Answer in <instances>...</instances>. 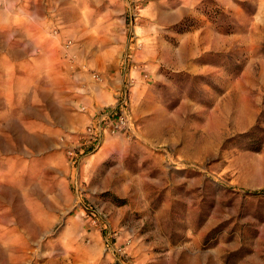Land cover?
I'll use <instances>...</instances> for the list:
<instances>
[{
    "label": "rangeland",
    "instance_id": "obj_1",
    "mask_svg": "<svg viewBox=\"0 0 264 264\" xmlns=\"http://www.w3.org/2000/svg\"><path fill=\"white\" fill-rule=\"evenodd\" d=\"M42 1L66 65L103 84L82 34L106 51L117 13L94 21L102 3ZM127 1L118 100L131 128L87 151L82 132L60 137V180L30 197L25 227L45 232L25 249L29 264H264V132L252 129L260 118L264 130V0H201L179 26ZM70 14L76 36L64 31Z\"/></svg>",
    "mask_w": 264,
    "mask_h": 264
},
{
    "label": "crops",
    "instance_id": "obj_2",
    "mask_svg": "<svg viewBox=\"0 0 264 264\" xmlns=\"http://www.w3.org/2000/svg\"><path fill=\"white\" fill-rule=\"evenodd\" d=\"M200 1L148 0L147 6L160 18L168 15L171 25L187 15L183 7ZM126 2L88 0L93 11L103 6L101 13L92 14L94 21L109 20L112 11L118 15V34L109 37L106 51L95 45V33L82 34L87 66L107 74L103 84H96L66 65L60 40L50 33V23L58 20L46 13L42 0H0V264H29L30 250L25 249L45 232L31 238L25 219L31 221V193H46L48 181L60 180L52 173L66 161L67 144L60 137L83 132L101 110L116 105L127 80L120 67ZM64 21L65 33L78 35L77 17L70 14ZM87 21H92L91 14Z\"/></svg>",
    "mask_w": 264,
    "mask_h": 264
},
{
    "label": "built area",
    "instance_id": "obj_3",
    "mask_svg": "<svg viewBox=\"0 0 264 264\" xmlns=\"http://www.w3.org/2000/svg\"><path fill=\"white\" fill-rule=\"evenodd\" d=\"M127 109L125 101L121 99L117 100L115 106L101 110L98 119L89 123L81 133L82 142L80 145H90L94 149L109 134H127L131 128V116ZM70 154L74 155V151H71Z\"/></svg>",
    "mask_w": 264,
    "mask_h": 264
},
{
    "label": "trees",
    "instance_id": "obj_4",
    "mask_svg": "<svg viewBox=\"0 0 264 264\" xmlns=\"http://www.w3.org/2000/svg\"><path fill=\"white\" fill-rule=\"evenodd\" d=\"M182 22H183V20L180 21L179 23L175 24V26H179V25L183 24ZM182 31H185V29H180L178 32H182ZM261 122H262V120L260 118H258L256 125L252 129H254V130L255 129H261V131L264 132L263 128L260 125ZM258 143L259 144H257L256 146L248 147V149L253 150V151H259L262 148V143H263V138L262 137H261V140L260 139L258 140Z\"/></svg>",
    "mask_w": 264,
    "mask_h": 264
}]
</instances>
